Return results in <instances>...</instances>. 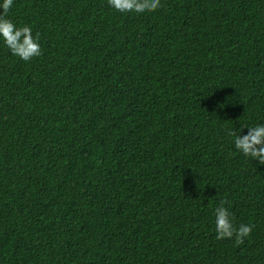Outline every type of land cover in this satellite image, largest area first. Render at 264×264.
I'll list each match as a JSON object with an SVG mask.
<instances>
[{
    "label": "trees",
    "instance_id": "obj_1",
    "mask_svg": "<svg viewBox=\"0 0 264 264\" xmlns=\"http://www.w3.org/2000/svg\"><path fill=\"white\" fill-rule=\"evenodd\" d=\"M161 5L13 0L42 54L0 37V264H264V164L228 135L264 124V0Z\"/></svg>",
    "mask_w": 264,
    "mask_h": 264
},
{
    "label": "clouds",
    "instance_id": "obj_2",
    "mask_svg": "<svg viewBox=\"0 0 264 264\" xmlns=\"http://www.w3.org/2000/svg\"><path fill=\"white\" fill-rule=\"evenodd\" d=\"M109 6L121 13H144L153 12L160 8L161 0H107ZM13 0H2L0 3V37L10 49L11 53L22 60L29 61L35 56L42 54L38 42L39 33L34 37L31 27L25 25L17 27L10 19L7 18L11 9ZM230 129L228 135L235 137L234 145L244 156L252 160H258L264 164V124L248 127L246 134ZM226 201L221 200V205L215 208V231L216 239H233L237 246L244 243L252 231L254 225L241 224L236 227L231 219L229 210L224 207Z\"/></svg>",
    "mask_w": 264,
    "mask_h": 264
}]
</instances>
